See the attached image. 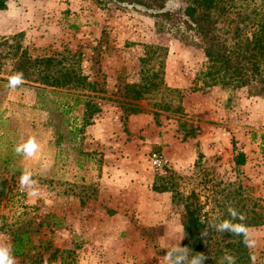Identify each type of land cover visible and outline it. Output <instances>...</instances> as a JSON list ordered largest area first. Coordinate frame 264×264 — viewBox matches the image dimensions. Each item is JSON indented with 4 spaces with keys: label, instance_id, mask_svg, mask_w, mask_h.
Returning <instances> with one entry per match:
<instances>
[{
    "label": "rangeland",
    "instance_id": "obj_1",
    "mask_svg": "<svg viewBox=\"0 0 264 264\" xmlns=\"http://www.w3.org/2000/svg\"><path fill=\"white\" fill-rule=\"evenodd\" d=\"M184 3L6 0L0 37L20 33L29 57L74 68L89 86L56 89L57 97L79 95L98 107L75 142L56 145L48 122L55 113L39 109L36 85L11 86L0 61V247L9 255L15 231L30 247L14 264H48L55 248L71 251L68 264H171L182 205L170 191H152L153 183L168 181L181 197L193 191L211 219L228 193L264 199V98L203 86L206 65L181 22ZM149 45L166 46L162 78L181 95L179 113L157 110L159 94L137 101L133 114L121 110L123 85L138 83L141 69L154 64L142 62ZM80 110L68 117L76 121ZM238 152L244 162L236 166ZM150 153L164 160L160 169L149 167ZM242 231L249 264H264V225ZM213 237L220 246V235Z\"/></svg>",
    "mask_w": 264,
    "mask_h": 264
},
{
    "label": "trees",
    "instance_id": "obj_2",
    "mask_svg": "<svg viewBox=\"0 0 264 264\" xmlns=\"http://www.w3.org/2000/svg\"><path fill=\"white\" fill-rule=\"evenodd\" d=\"M5 7L6 0H0V10ZM181 18L185 29L201 49L206 65L202 73L205 88L219 85L226 89L243 90L249 97L264 98V0H185ZM20 38V33L0 37V61H6L9 66L7 80L19 73L22 74L21 81L36 85L39 109L56 115V121H48L54 144L75 142L83 128L91 124L90 118L98 107L90 101L81 100L79 95H73L72 101H63L62 97H57L61 92L56 89H87L86 78L53 57H29L19 43ZM165 53L166 46H145L143 65L150 60H154V64L141 69L138 83L123 85L122 95L128 101H124L122 112L127 115L137 112V101L157 94L160 98L153 104L157 110L180 112V93L163 82L162 57ZM78 105L81 110L75 123L68 114ZM151 115L155 116V113ZM259 148L264 156V135L260 136ZM232 160L236 166L242 165L243 154L236 153ZM151 189L157 193L170 191L172 202L182 205L178 220L182 235L180 251L173 255L171 264H181L180 254L188 258L186 264H249L242 230L264 225V199L249 200L228 193L226 199L231 198L219 204L222 211L211 219L204 211L206 201L202 203L193 191L181 197L173 192L168 181L153 183ZM213 223H217L218 230ZM216 233L220 235V246L215 244L213 236ZM28 244L26 234L15 231L11 234L9 257H24L25 251L30 248ZM58 251L55 248L50 253L48 264L53 263L57 253H60L59 264H68L65 259L71 251Z\"/></svg>",
    "mask_w": 264,
    "mask_h": 264
},
{
    "label": "clouds",
    "instance_id": "obj_3",
    "mask_svg": "<svg viewBox=\"0 0 264 264\" xmlns=\"http://www.w3.org/2000/svg\"><path fill=\"white\" fill-rule=\"evenodd\" d=\"M22 74L14 75L10 80V85L15 86L16 84L21 83ZM34 146V145H33ZM0 264H14L12 257H9L7 249L0 247Z\"/></svg>",
    "mask_w": 264,
    "mask_h": 264
},
{
    "label": "built area",
    "instance_id": "obj_4",
    "mask_svg": "<svg viewBox=\"0 0 264 264\" xmlns=\"http://www.w3.org/2000/svg\"><path fill=\"white\" fill-rule=\"evenodd\" d=\"M149 167L152 169H160L164 160L160 158L156 153H150L148 156Z\"/></svg>",
    "mask_w": 264,
    "mask_h": 264
},
{
    "label": "crops",
    "instance_id": "obj_5",
    "mask_svg": "<svg viewBox=\"0 0 264 264\" xmlns=\"http://www.w3.org/2000/svg\"><path fill=\"white\" fill-rule=\"evenodd\" d=\"M0 11H2V10H0Z\"/></svg>",
    "mask_w": 264,
    "mask_h": 264
}]
</instances>
